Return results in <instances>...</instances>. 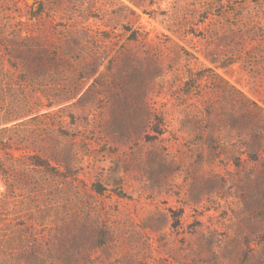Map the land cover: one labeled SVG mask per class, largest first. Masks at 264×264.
Segmentation results:
<instances>
[{
    "label": "rangeland",
    "instance_id": "1",
    "mask_svg": "<svg viewBox=\"0 0 264 264\" xmlns=\"http://www.w3.org/2000/svg\"><path fill=\"white\" fill-rule=\"evenodd\" d=\"M0 264H264V0H0Z\"/></svg>",
    "mask_w": 264,
    "mask_h": 264
}]
</instances>
